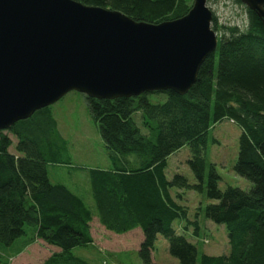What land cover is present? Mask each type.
<instances>
[{"label":"trees","instance_id":"obj_1","mask_svg":"<svg viewBox=\"0 0 264 264\" xmlns=\"http://www.w3.org/2000/svg\"><path fill=\"white\" fill-rule=\"evenodd\" d=\"M76 1L155 24L177 19L191 7V0ZM246 15L244 28L223 27L220 43L185 94L84 96L111 161L87 173L95 213L67 185L49 179V164L73 166L51 105L0 130V264L37 240L56 249L41 264H89L72 250L95 246L90 232L95 217L116 234L140 228L142 264H160L152 261L157 236L167 241L176 261L165 264H264V27L254 11ZM150 96L158 99L151 102ZM225 119L240 129L232 169L250 182L249 189L222 188L215 165L206 161L208 132ZM183 147L190 151L191 178L181 173L170 178L169 158ZM183 193L201 200L196 197L195 219L176 202ZM201 213L225 227L226 251L201 255L184 235L198 236ZM175 220L185 224L181 233L173 227Z\"/></svg>","mask_w":264,"mask_h":264},{"label":"water","instance_id":"obj_2","mask_svg":"<svg viewBox=\"0 0 264 264\" xmlns=\"http://www.w3.org/2000/svg\"><path fill=\"white\" fill-rule=\"evenodd\" d=\"M208 1L155 24L76 0H0V130L71 91L185 94L217 47ZM239 1L264 27V0Z\"/></svg>","mask_w":264,"mask_h":264},{"label":"rangeland","instance_id":"obj_3","mask_svg":"<svg viewBox=\"0 0 264 264\" xmlns=\"http://www.w3.org/2000/svg\"><path fill=\"white\" fill-rule=\"evenodd\" d=\"M192 3L193 0L189 2L190 6ZM207 6L211 9L214 17L211 28L216 33L217 46L224 34L223 27L244 28L247 23L245 6L234 0H209ZM84 96L71 91L51 105L53 116L58 121V129L68 142V154L73 166L70 168L63 164H49L47 171L51 182H61L67 185L95 213L96 208L87 173L91 168H107L111 161L107 149L100 140L98 128L89 116ZM150 99L151 102H155L158 98L150 96ZM239 135V127L226 119L215 124L208 132L205 158L208 164L215 165L222 179L220 183L222 188L231 185L245 190L251 186L246 179L235 175L232 169L237 157ZM10 150L13 151L14 146ZM189 157L188 147H183L176 155L173 154L169 158L167 175L171 178L174 173H181L190 179V171L186 164ZM206 170L208 172L209 169ZM192 193H183L184 196L181 194V201L177 197L176 202L187 207L190 219H195L198 215V204L197 196L195 197ZM198 201L201 200L198 198ZM206 202L204 198L202 205ZM196 220L199 224L198 236L195 238L189 235L190 232L184 233V235L189 242L196 245L198 253L216 255L226 251L225 227L207 221L203 213ZM179 221L175 220L173 227L181 233L185 224L183 221ZM188 229L192 231L193 227ZM90 230L95 246L76 247L72 250L75 256L84 258L89 264H142L138 256L139 244L143 237L140 228L116 234L106 230L95 217L90 224ZM14 247H11L10 250L13 251ZM53 250L56 249L35 241L11 257L7 264H41ZM173 259L168 253L167 241L162 236H157L152 251V261L160 264L176 263V261H171Z\"/></svg>","mask_w":264,"mask_h":264},{"label":"crops","instance_id":"obj_4","mask_svg":"<svg viewBox=\"0 0 264 264\" xmlns=\"http://www.w3.org/2000/svg\"><path fill=\"white\" fill-rule=\"evenodd\" d=\"M91 231V230H90ZM92 234V233H91ZM93 237V236H92ZM37 241H39V242H41V243H43L41 240H37ZM44 245H46V244H44ZM47 246V245H46Z\"/></svg>","mask_w":264,"mask_h":264},{"label":"flooded vegetation","instance_id":"obj_5","mask_svg":"<svg viewBox=\"0 0 264 264\" xmlns=\"http://www.w3.org/2000/svg\"><path fill=\"white\" fill-rule=\"evenodd\" d=\"M241 4H242V3H241ZM243 5H244V4H243ZM244 6H245V5H244ZM245 9H246V10H250V9L247 8V6H245ZM213 18H214V17H213Z\"/></svg>","mask_w":264,"mask_h":264},{"label":"clouds","instance_id":"obj_6","mask_svg":"<svg viewBox=\"0 0 264 264\" xmlns=\"http://www.w3.org/2000/svg\"><path fill=\"white\" fill-rule=\"evenodd\" d=\"M212 21H213V19H212Z\"/></svg>","mask_w":264,"mask_h":264}]
</instances>
